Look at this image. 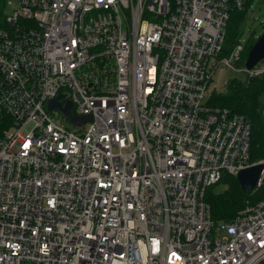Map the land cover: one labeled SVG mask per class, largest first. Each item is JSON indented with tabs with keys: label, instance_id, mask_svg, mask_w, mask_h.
<instances>
[{
	"label": "built area",
	"instance_id": "built-area-1",
	"mask_svg": "<svg viewBox=\"0 0 264 264\" xmlns=\"http://www.w3.org/2000/svg\"><path fill=\"white\" fill-rule=\"evenodd\" d=\"M14 2L0 0V264H264V199L219 223L205 201L224 174L259 163L264 178L250 120L205 104L219 66L264 74L239 66L246 42L220 57L248 0Z\"/></svg>",
	"mask_w": 264,
	"mask_h": 264
},
{
	"label": "trees",
	"instance_id": "trees-1",
	"mask_svg": "<svg viewBox=\"0 0 264 264\" xmlns=\"http://www.w3.org/2000/svg\"><path fill=\"white\" fill-rule=\"evenodd\" d=\"M252 0H248L247 7ZM247 9V8H246ZM230 14L226 36L220 57L229 55L239 43V24L246 11ZM255 42L252 36L245 43L241 65ZM264 93V74L251 83L232 81L227 84L225 93L212 92L206 100V106L227 109L232 113L243 115L251 122L250 162L255 163L264 158V121L260 110V98ZM223 183L226 189L217 191L216 186ZM264 199V178L261 185L252 191L241 190L236 177L224 174L221 181L210 187L205 194V201L210 207L211 218L215 223L231 222L247 205H254Z\"/></svg>",
	"mask_w": 264,
	"mask_h": 264
},
{
	"label": "rangeland",
	"instance_id": "rangeland-1",
	"mask_svg": "<svg viewBox=\"0 0 264 264\" xmlns=\"http://www.w3.org/2000/svg\"><path fill=\"white\" fill-rule=\"evenodd\" d=\"M15 7L14 0H7V5L5 6L4 12L11 14L13 8ZM240 42H246L252 36L255 41L264 32V0H252L250 5L244 12V16L239 24ZM255 43V42H254ZM264 62V60H263ZM240 67L242 65H239ZM241 68L235 66L234 70L226 68L224 66H219L212 76V81L208 88V93H225L227 91V84L232 81H244V73H240ZM208 97L205 98V102ZM260 110L262 116L264 117V93L260 98ZM52 118L60 117L61 114L58 111L51 113ZM65 127L68 130H73V124L70 122L65 123ZM226 189L223 183L216 186L217 191Z\"/></svg>",
	"mask_w": 264,
	"mask_h": 264
},
{
	"label": "water",
	"instance_id": "water-1",
	"mask_svg": "<svg viewBox=\"0 0 264 264\" xmlns=\"http://www.w3.org/2000/svg\"><path fill=\"white\" fill-rule=\"evenodd\" d=\"M264 60V32L257 38L255 43L253 44L252 48L247 54L244 67L246 70L250 71L257 63L260 61ZM254 80V78H249V83H251ZM49 110H55V109H60L62 112L65 114L66 117H68L72 122L75 124H83L84 122H87L90 120V117H78V118H73L69 115L70 109H71V104L68 103L66 107H62L59 103H57V100L54 99L50 101ZM263 170V165L256 163L251 165L249 168L244 169L240 171L236 179L240 185V188L244 192H249L254 190L258 182L261 178V172Z\"/></svg>",
	"mask_w": 264,
	"mask_h": 264
}]
</instances>
